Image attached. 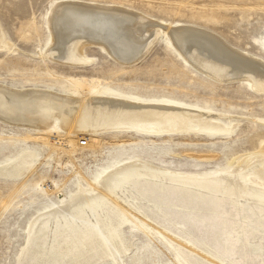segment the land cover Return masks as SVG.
<instances>
[{
  "label": "rangeland",
  "instance_id": "1",
  "mask_svg": "<svg viewBox=\"0 0 264 264\" xmlns=\"http://www.w3.org/2000/svg\"><path fill=\"white\" fill-rule=\"evenodd\" d=\"M60 1L64 0H0V28L15 51L0 49V83L13 88L47 87L68 95L92 87L96 92L134 101L218 113L217 124L232 126L235 131L231 129L225 136H208L200 130L202 133L160 137L110 132L99 136L103 138L100 147L80 148L78 143L88 135L75 137L58 131L60 144L50 145L40 139L41 134L0 122V162L25 148L37 150L42 157L60 156L67 161L61 167L53 162L49 167L41 164L19 182H0V264H16L22 230L32 213L57 205L59 195L67 197L79 184L97 181L125 159L142 156L164 167L203 170L224 167L264 145V92L259 94L246 84L222 85L203 76L176 57L165 35L140 63L131 67L122 66L93 45L84 50L95 58L89 67L66 66L40 57L51 42L49 15ZM76 1L113 5L155 21L204 28L264 60V0ZM71 139L79 142L73 144ZM40 180L48 189H53L52 180L59 188L47 195L40 188ZM154 199L164 206L176 203L174 192L168 195L157 191ZM242 204L234 209L226 200L218 207L210 204L181 211L164 209L162 217L143 207L157 223L151 226L156 225L154 229L163 233L175 250L156 239L158 234L151 238L125 227L131 256L124 263L264 264V221L260 217H264V211L259 212L250 203Z\"/></svg>",
  "mask_w": 264,
  "mask_h": 264
},
{
  "label": "bare ground",
  "instance_id": "2",
  "mask_svg": "<svg viewBox=\"0 0 264 264\" xmlns=\"http://www.w3.org/2000/svg\"><path fill=\"white\" fill-rule=\"evenodd\" d=\"M48 27L51 42L40 53L45 60L89 67L95 58L84 50L93 45L122 66L131 67L165 35L176 57L203 76L222 85L246 84L259 94L264 92V60L204 28L168 24L121 7L76 0L57 2ZM11 47L0 28V49L15 52ZM219 117L218 113L180 105L107 95L92 87L68 95L47 87L13 88L0 83V122L41 134L40 139L50 145L60 144L58 131L69 136L88 135L89 148L100 147L103 138L99 136L110 132L160 137L202 130L208 136H225L232 126L217 124ZM41 155L25 148L0 162V182L24 180L41 164L67 165L64 157ZM38 183L47 195L59 188L53 180V189H48L43 180ZM157 191L168 195L174 192L176 203L164 206L157 202ZM59 197L57 205L37 210L28 218L16 264H125V258L131 256L125 227L151 238L158 234L156 239L175 250L165 235L154 229L156 225L151 226L156 222L143 207L162 217L164 209L181 211L210 204L218 207L228 200L234 209L242 207L243 201L264 211V145L224 167L203 170L164 167L142 156L132 157L109 168L97 181L81 183L74 193Z\"/></svg>",
  "mask_w": 264,
  "mask_h": 264
},
{
  "label": "built area",
  "instance_id": "3",
  "mask_svg": "<svg viewBox=\"0 0 264 264\" xmlns=\"http://www.w3.org/2000/svg\"><path fill=\"white\" fill-rule=\"evenodd\" d=\"M89 139L88 138H85L84 140H81V142H80V147H82V148H85V147H87L88 145H89Z\"/></svg>",
  "mask_w": 264,
  "mask_h": 264
}]
</instances>
